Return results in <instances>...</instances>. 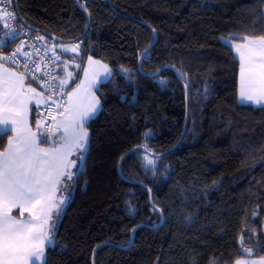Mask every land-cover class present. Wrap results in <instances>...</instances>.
Instances as JSON below:
<instances>
[{
	"label": "trees",
	"instance_id": "16d2710c",
	"mask_svg": "<svg viewBox=\"0 0 264 264\" xmlns=\"http://www.w3.org/2000/svg\"><path fill=\"white\" fill-rule=\"evenodd\" d=\"M16 3L24 27L47 44L81 41L83 57L112 70L96 90L87 162L49 264L263 258L264 110L238 102L239 64L222 38L264 34V0ZM1 38L0 55L16 45L0 21ZM241 237L260 250L243 254Z\"/></svg>",
	"mask_w": 264,
	"mask_h": 264
},
{
	"label": "snow or ice",
	"instance_id": "6c2138e0",
	"mask_svg": "<svg viewBox=\"0 0 264 264\" xmlns=\"http://www.w3.org/2000/svg\"><path fill=\"white\" fill-rule=\"evenodd\" d=\"M6 3H10V0H0V5ZM3 15L14 18L11 16V8L0 7V18ZM222 43L235 52L233 59L239 64L241 102H251L264 110V34H230L222 38ZM4 44L0 40V46ZM33 48L39 53L40 49L35 45ZM54 48L55 45L52 57L45 53L38 62L31 59V52H23L22 46L11 56H0V137L13 134L7 147L0 151V264H49L46 250L56 246L55 221H58L68 201V196H57V193H63L71 187L69 182L75 183L79 170L86 165L90 149L89 121L100 110V101L96 99L93 89L98 90V85L104 83L111 74L106 64L89 57V65L99 66L100 71L93 70L89 77L88 70H85L86 80L68 93V100L64 102L66 106L60 113L62 120L56 121L51 127H44L42 119L35 120L37 130L33 131L29 123L32 111L30 105L45 102L44 92L56 94L58 91L63 96L68 80L73 77L70 71H67L63 79L52 76L50 72H43V76L59 79V84L52 85L49 81L40 83L41 77L35 75L39 65L48 59H60ZM61 48L62 51L79 54V45ZM17 53L23 55L26 61L22 70L13 71L3 62L11 61L19 66L20 62L15 59ZM147 53L146 49L145 57ZM29 64L33 67L30 68ZM29 78L43 91L37 92L31 84H26ZM81 89L87 90L91 96V102L86 108L73 104V98ZM48 98L51 99V96ZM53 104L57 109L62 107L56 101ZM52 111L50 108L48 116L55 120ZM42 127L44 130L40 131ZM60 128H63L64 134L52 141L51 148L40 147L41 143H48L47 133ZM73 156L75 159H70ZM14 209L18 210L16 215H13ZM240 242L243 254L250 255L254 250H260L258 243L255 249L244 247L245 243H252L251 237H241ZM236 264L255 262L243 260Z\"/></svg>",
	"mask_w": 264,
	"mask_h": 264
},
{
	"label": "built area",
	"instance_id": "2783aa9c",
	"mask_svg": "<svg viewBox=\"0 0 264 264\" xmlns=\"http://www.w3.org/2000/svg\"><path fill=\"white\" fill-rule=\"evenodd\" d=\"M0 7H3L5 9L11 8V16L14 17L12 19L9 18L8 15H3L2 18H0L3 30L5 32V36L12 38L16 40V45L7 53L1 54L0 56H11L13 52L18 47L22 46L23 52H31L32 53V60L39 61L40 57L44 56L45 53H47L48 57L53 56V49H51L50 45L47 44L43 39H38L37 37H40L36 33H32L29 29L25 28L22 22L19 20L18 14L15 10L14 2L13 0H10V3H6L4 5H0ZM0 40L5 41L4 38H1ZM76 45H79V47H82V42L78 41L75 43ZM33 45H35L36 48L40 49L39 53H37ZM55 52V51H54ZM57 55V54H56ZM15 59L20 62V65H14L11 63V61H4L6 66H9L12 70H22L23 64L26 61V58L21 55L20 53H17L15 56ZM58 60L55 59H48L45 60L43 64L39 65V70L35 72L36 76L41 77L40 83L43 84L45 81H49L52 85H58L59 79H50V77L43 76V72H50L52 76H56L59 78L58 74ZM29 67H33V65L29 64ZM26 84H31L32 87H35L39 92H42L43 89L31 78L26 79ZM51 96V99L48 97ZM44 100L41 105H39L36 108V113L39 118V120H43L44 127H51L53 124H55L58 115L60 111L65 106L64 102L67 100V89L64 88V95L61 96L59 92L57 91L56 94H53L52 92H44ZM53 101H56V103H59L62 105L60 108H55V105L53 104ZM52 108V116L55 117V120H53L51 117L48 116L49 109ZM44 128L42 127L40 131H43ZM56 132V129H53L52 132L47 133V136H50Z\"/></svg>",
	"mask_w": 264,
	"mask_h": 264
},
{
	"label": "crops",
	"instance_id": "0c3cea01",
	"mask_svg": "<svg viewBox=\"0 0 264 264\" xmlns=\"http://www.w3.org/2000/svg\"><path fill=\"white\" fill-rule=\"evenodd\" d=\"M49 45H50L51 49H53V46L55 45L54 51H55V53L57 55L60 56V59L58 60V62H59L58 63V74H59V78L60 79L65 78L67 71H70V72L73 73V77L68 80V84L65 86L66 89H67V100H68V93L71 92L73 89H75L77 87V85L80 84L81 81H85L86 80L85 70H88L89 77H90L91 74H92V72H93V70L100 71L99 66H97V65H91L90 66L89 65V57L90 56L83 57L81 55V49H80V47H79V54L78 55H77V53L72 52V51H62L61 46H64V47H67V48H71V47L76 46V44H70V43L54 44V43H50ZM232 52L235 55V52L234 51H232ZM91 58L93 60H98V59L93 58V57H91ZM98 61H100V60H98ZM65 62L67 63V70H65ZM100 63L101 64H105L102 61H100ZM77 65H79V67H77ZM108 68H109V66H108ZM110 73H111L110 76L105 80V82L108 81V80H110L111 77H112V70L111 69H110ZM101 79H104V77L101 76ZM239 89H240V76H238V102L240 104H243V105H252V106H255V107H259L256 104H253L251 102H243L242 103L241 100H240V96H239ZM37 92H39V90H37ZM93 93H94L96 99H98L100 101L99 97L96 94V90L95 89H93ZM90 102H91V96L89 95L88 91L87 90H84V89H81L78 92L77 96L73 98V104L74 105H79V106H81L83 108L88 107V105L90 104ZM41 104H39V105H41ZM39 105H36L35 103H33L32 105H30L32 111L29 114V123H30V126L32 127L33 131H36L37 130L36 129V125H35V121H33V115L35 117V120H39V118L37 116V113H36V108ZM100 110H101V102H100ZM100 110L95 114V116L100 112ZM61 112H63V109L60 111V113ZM60 113H59L58 118H57L56 121H59V120H62L63 119V117L60 115ZM63 134H64L63 128L56 129V132L54 134L48 136V143L47 144L41 143L40 144V147H43V148H51L53 146L52 145V141L54 139H57L58 137L62 136ZM11 135H13V134H10L8 140L11 138ZM8 140H7V142H8ZM6 147H7V144H6L5 148ZM70 159H75V156L70 157ZM70 191H71V189L69 187L63 193H59L58 192L57 193V196L63 194L65 196H68V200H69L70 195H71ZM17 212H18V210L17 209H14L13 210V215H16ZM26 217H27V213H25V218ZM57 222L58 221H55L56 224H57ZM243 260H248L250 262H255V264H261V262L264 261V257L263 258H247V257H245V258H240L237 261H243ZM236 262L234 264H236Z\"/></svg>",
	"mask_w": 264,
	"mask_h": 264
},
{
	"label": "water",
	"instance_id": "95a60500",
	"mask_svg": "<svg viewBox=\"0 0 264 264\" xmlns=\"http://www.w3.org/2000/svg\"><path fill=\"white\" fill-rule=\"evenodd\" d=\"M13 2H14L15 10H16L18 16H19V12H18V8H17L16 0H13ZM51 38L54 39V41H56V42H61V40H60L59 38H56V37H51ZM150 49H151V48H149V50H150ZM186 104H187V103H186ZM186 108H187V107H186ZM187 114H188V109L186 110V120H185V124H184V129H183V133H182V136H181V139H180L178 145L180 144V142H181L182 139L184 138V135H185V132H186V125H187V120H188ZM149 136H150V135H148L147 138H148ZM166 153H168V151L165 152V153H163L162 155H165ZM151 155H153V154H151ZM73 170H74V169H73Z\"/></svg>",
	"mask_w": 264,
	"mask_h": 264
},
{
	"label": "rangeland",
	"instance_id": "374dc122",
	"mask_svg": "<svg viewBox=\"0 0 264 264\" xmlns=\"http://www.w3.org/2000/svg\"><path fill=\"white\" fill-rule=\"evenodd\" d=\"M149 160L152 161V163H151L150 165H154V164H155V160H153V159H151V158H149V157H146V161H147V163H149ZM81 168H82V167H81ZM74 170H75V169H74ZM69 184L71 185V187H70V189H71L70 193H72V192H73V183L70 181Z\"/></svg>",
	"mask_w": 264,
	"mask_h": 264
}]
</instances>
